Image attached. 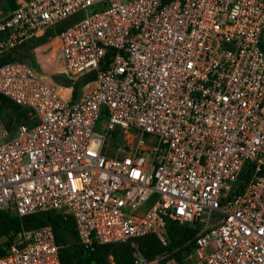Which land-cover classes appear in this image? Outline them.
I'll return each instance as SVG.
<instances>
[{
    "label": "built area",
    "instance_id": "2783aa9c",
    "mask_svg": "<svg viewBox=\"0 0 264 264\" xmlns=\"http://www.w3.org/2000/svg\"><path fill=\"white\" fill-rule=\"evenodd\" d=\"M68 20L53 60L0 65L27 118L0 131V211L70 216L84 251L166 246L173 222L195 229L173 264H264V0H15L0 58ZM91 73L75 99L52 80ZM58 250L49 226L20 230L0 264Z\"/></svg>",
    "mask_w": 264,
    "mask_h": 264
},
{
    "label": "trees",
    "instance_id": "16d2710c",
    "mask_svg": "<svg viewBox=\"0 0 264 264\" xmlns=\"http://www.w3.org/2000/svg\"><path fill=\"white\" fill-rule=\"evenodd\" d=\"M14 1L15 0H5V13L14 7ZM65 22L67 21H63L55 25L53 28L45 30L41 36L32 38L10 50L0 58V65L15 60H29L33 63L31 54L37 55L40 53L38 47L32 53L31 50L36 46L44 44L48 38H53L59 35L67 26H65ZM27 43H29V46H26ZM22 45L25 47V51L19 49ZM92 79V73L83 76L76 81L68 80L64 76L59 75L52 77V80L60 86H71V94L74 99L77 97L80 88ZM0 98L4 101L5 105H8L9 107L11 106L13 110L17 111V117L18 120L21 121L20 123L27 122L25 110L20 109L2 96H0ZM41 226H49L51 228L54 242L59 249V259L61 264H85L87 259L92 260L97 264H104L107 256H111L115 264H129L130 254L128 243L133 241L137 242L138 250L145 260L152 258L163 249L155 237L144 236L129 242L99 245L94 247L92 251H84L81 246L77 244L74 223L70 216H63L59 213L48 211L24 217H17L7 212L0 211V236L8 235L14 231L32 230ZM194 233L195 229L182 227L173 222H169L166 227L168 244L164 248H166V250L169 251L177 261H179L180 253L184 248L182 247L179 251L175 249L180 248L182 243L193 236ZM10 242L11 238L2 246H7ZM2 246L0 245V255L2 254Z\"/></svg>",
    "mask_w": 264,
    "mask_h": 264
},
{
    "label": "rangeland",
    "instance_id": "374dc122",
    "mask_svg": "<svg viewBox=\"0 0 264 264\" xmlns=\"http://www.w3.org/2000/svg\"><path fill=\"white\" fill-rule=\"evenodd\" d=\"M4 10H5V0H0V16L5 14ZM71 22H72L71 20H68L67 22H65V26L66 25L68 26V24H70ZM48 39L49 40H47V41H51V39H52V42L47 43V44L45 43V45L44 44L39 45L41 47L36 46V47H38L40 54H42L43 56L47 55V56H45V58L43 60V64L45 62H47L46 58H48L49 55L53 53V50H54L53 48H55V43L57 42V39H53V38H48ZM29 43H27L26 46H29L28 45ZM23 48H24V50H23ZM48 48H51V49H48ZM19 49L22 51H25V47L23 45ZM50 50H52V51L49 53L48 51H50ZM53 55L54 54L51 55V60H53L52 59ZM55 69H57L56 64L52 65L51 68L48 69V71H46V69H45V73L51 72V74H55V73H53L55 71ZM20 122L21 121L18 120V117H17V111L13 110V108L11 106L9 107L8 105H5L4 101L0 98V131L4 130L7 132H10ZM99 128H100L99 123L97 122L95 129L99 130ZM184 243H185V241L182 243L181 247L177 249V251H179L183 247ZM128 246H129V254H130L129 264H136L135 263L136 257H138V256L142 257V255H141V253L137 247L138 244H137V242L133 241V242H129ZM162 247H163L162 251L160 253H157L156 255H154L152 258L148 259V261H156L157 264H173L174 262H176L177 261L176 258L173 257L171 255V253L166 250V248H164L166 246H162ZM85 264H97V263H95L92 260L87 259ZM104 264H115V263H114V260L112 259L111 256H107Z\"/></svg>",
    "mask_w": 264,
    "mask_h": 264
},
{
    "label": "water",
    "instance_id": "95a60500",
    "mask_svg": "<svg viewBox=\"0 0 264 264\" xmlns=\"http://www.w3.org/2000/svg\"><path fill=\"white\" fill-rule=\"evenodd\" d=\"M16 232H12L8 235H2L0 236V245L5 244Z\"/></svg>",
    "mask_w": 264,
    "mask_h": 264
}]
</instances>
